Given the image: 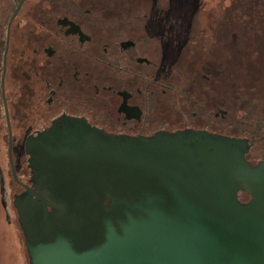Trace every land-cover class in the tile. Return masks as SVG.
Instances as JSON below:
<instances>
[{
    "label": "water",
    "instance_id": "1",
    "mask_svg": "<svg viewBox=\"0 0 264 264\" xmlns=\"http://www.w3.org/2000/svg\"><path fill=\"white\" fill-rule=\"evenodd\" d=\"M35 123L15 199L31 264H264V162L249 165L247 139L144 145Z\"/></svg>",
    "mask_w": 264,
    "mask_h": 264
},
{
    "label": "flooded vegetation",
    "instance_id": "2",
    "mask_svg": "<svg viewBox=\"0 0 264 264\" xmlns=\"http://www.w3.org/2000/svg\"><path fill=\"white\" fill-rule=\"evenodd\" d=\"M132 1L118 3L108 18L65 1L64 16L52 22L50 0H0V138L15 203L28 191L30 171L21 160L28 153L24 134L38 130L36 115L47 128L58 124L106 141L149 145L205 132L242 139L229 131L226 75L218 69L224 56L198 60L207 73L182 80L175 72L184 64L178 35L166 38L160 19L138 33ZM252 147L249 141L243 155L256 167L264 156H251Z\"/></svg>",
    "mask_w": 264,
    "mask_h": 264
},
{
    "label": "rangeland",
    "instance_id": "3",
    "mask_svg": "<svg viewBox=\"0 0 264 264\" xmlns=\"http://www.w3.org/2000/svg\"><path fill=\"white\" fill-rule=\"evenodd\" d=\"M50 1L54 6L51 13L52 22L64 16L61 3L65 1L82 3L89 11L88 15L94 18L111 17L107 15L116 12V7L120 6L118 3L122 6L127 2V0ZM55 2H59V5ZM198 2L201 4L199 5ZM252 3L256 11L259 10L258 0H133L131 22L133 28L140 33L141 30L143 32L145 22L160 19L162 24L160 31L163 28L161 32L166 38H173L168 32L178 35L177 49L185 50L182 53L184 59L181 58L184 64L180 65L179 70L176 68L175 72L182 80L189 81L194 74L207 73L205 68L197 66L198 60L205 61L210 56L214 60L217 56L215 60L217 62L218 58L224 56V63H219L218 69L226 75L229 110L249 109L253 114L264 116V51L258 44L260 42L250 37L251 27L246 25L244 19L249 18L246 6ZM107 4L112 7L109 8ZM196 5L198 8L193 10L191 15V7ZM180 15L185 18L178 19ZM176 21L179 22L178 25L173 23ZM151 24L154 27L158 26L157 22ZM52 43L54 46L57 45V41ZM198 45L205 46L203 50L206 51L197 52ZM164 48L171 49V42L165 41ZM168 52H165V55ZM216 81L217 84L220 83L219 80ZM238 130L229 124L231 133L237 134ZM257 155L264 156V130L260 132V136L254 138L251 156ZM5 182L0 166V264H31L17 205L10 201L9 187L8 190L5 189ZM10 182H13L12 177Z\"/></svg>",
    "mask_w": 264,
    "mask_h": 264
},
{
    "label": "trees",
    "instance_id": "4",
    "mask_svg": "<svg viewBox=\"0 0 264 264\" xmlns=\"http://www.w3.org/2000/svg\"><path fill=\"white\" fill-rule=\"evenodd\" d=\"M198 4L200 5L201 2H198ZM258 4H259L258 6L259 10L257 9V11L253 6L254 3L246 6L247 8L246 13L249 16V18H244V19L246 25L248 27H251L250 37H254V41L258 40L260 42L258 44L260 45L261 49L264 51V0H258ZM197 8L198 5L191 7V15H192V11ZM183 18L185 17H182L181 15L178 17V19H183ZM168 23H170V25L172 24L169 20ZM173 23H175L176 25L179 24L178 21ZM168 33L169 35L172 36L174 35L172 34L173 32L172 33L168 32ZM250 37L249 39L251 40ZM203 47L205 46L198 45L197 49L203 50ZM229 124L239 129L238 135L242 139L244 138L250 142H254V138L260 136V132L264 130V116L253 114L252 111L249 109L240 108L239 111H237L236 109H231L229 110Z\"/></svg>",
    "mask_w": 264,
    "mask_h": 264
},
{
    "label": "crops",
    "instance_id": "5",
    "mask_svg": "<svg viewBox=\"0 0 264 264\" xmlns=\"http://www.w3.org/2000/svg\"><path fill=\"white\" fill-rule=\"evenodd\" d=\"M1 142H0V166H1V172H2V176L5 179V189L8 190L9 187V193L8 196L10 197V201L14 202V195H13V184L10 182V177H11V167H10V163L8 161V157H7V149L5 146V141H3V137L0 138ZM15 203V202H14Z\"/></svg>",
    "mask_w": 264,
    "mask_h": 264
}]
</instances>
